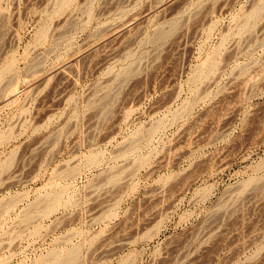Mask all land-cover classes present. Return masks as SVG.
Returning <instances> with one entry per match:
<instances>
[{
  "label": "rangeland",
  "instance_id": "obj_1",
  "mask_svg": "<svg viewBox=\"0 0 264 264\" xmlns=\"http://www.w3.org/2000/svg\"><path fill=\"white\" fill-rule=\"evenodd\" d=\"M56 1L0 0V264H264V0Z\"/></svg>",
  "mask_w": 264,
  "mask_h": 264
},
{
  "label": "bare ground",
  "instance_id": "obj_2",
  "mask_svg": "<svg viewBox=\"0 0 264 264\" xmlns=\"http://www.w3.org/2000/svg\"><path fill=\"white\" fill-rule=\"evenodd\" d=\"M8 1H9V0H8ZM52 1H53V0H52ZM54 1H56V0H54ZM58 1H60V0H58ZM61 1H62L63 5H64L65 8H66V5H67V4H64V1H65V0H61ZM78 2H79V0H78ZM85 2H86V1H85ZM62 3H60V5H61ZM68 3L70 4V2H68ZM73 3H74V2H73ZM91 3H92V2H91ZM58 4H59V3H58ZM69 4H68V5H69ZM71 4H72V3H71ZM71 4H70V5H71ZM92 4H93V3H92ZM49 5H50V4H49ZM54 5H55V6L57 5V1H56V4L54 3ZM75 5H77V2H76ZM75 5H73V6H75ZM52 6H53V5H52ZM73 6H72V7H73ZM89 6H90V4H89ZM261 6H262V4H261ZM261 6H258L259 8L257 7L255 11H253V12L251 11L252 13L250 12V14H251V16H252L251 18L255 19L254 17H257V15H259V12H260L261 10H260L259 12H258L257 10H258V9H262ZM59 7H60V6H59ZM4 8H5V7H4ZM60 8H62V7H60ZM60 8H59V9H60ZM67 8H68V6H67ZM80 8H81V7H80ZM92 8H93V7H92ZM0 9H1V8H0ZM48 9H49V8H48ZM59 9H57V10H59ZM63 9H64V8H63ZM73 9H75V8H73ZM54 10H56V8H55ZM57 10H56V13H57ZM71 10H72V8H71ZM78 10H79V9H78ZM1 11H2V9H1ZM3 11H4V10H3ZM72 11H73V10H72ZM72 11H71V12H72ZM75 11H76V10H75ZM44 12H45V11H44ZM51 12H52V11H51ZM58 12H62V11L60 10V11H58ZM63 12H64V11H63ZM140 12H141V11H140ZM67 13L69 14V12H67ZM89 13H90V12H89ZM4 14H5V13H4ZM7 14H8V13H7ZM74 14H75V13H74ZM250 14H249V16H250ZM69 15H71V14H69ZM69 15H68V16H69ZM1 16H3V15H1ZM52 16H53V14H52ZM66 16H67V15H66ZM90 16H91V15H90ZM246 16H247V15H246ZM49 17H50V15H49ZM64 17H65V16H64ZM247 17H248V16H247ZM57 18H58V17H57ZM62 18H63V17H62ZM62 18H61V19H62ZM68 18H69V17H68ZM251 18L249 17V19H251ZM45 19H47V18H45ZM64 19H66V17H65ZM249 19H248V20H249ZM72 20H73V19H72ZM65 21H66V20H65ZM67 21H68V20H67ZM175 21H178V20H175ZM251 21H252V20H251ZM251 21H250V22H251ZM59 22H60V21H59ZM61 22H62V20H61ZM81 22H82V20H81ZM133 22H134V21H133ZM172 22H173V21H172ZM245 22H246V21H245ZM63 23H65V22H63ZM82 23H83V22H82ZM177 23H178V22H177ZM48 24H49V23H48ZM48 24H47V25H48ZM66 24H67V22H66ZM245 24H246V23H245ZM245 24H244L243 28L246 27V26L248 25V23L246 24V26H245ZM251 24H253V22H252ZM83 25H84V24H83ZM114 25H116V24H114ZM111 26H112V24H111ZM135 26H136V25H135ZM160 26H161V25H160ZM172 26L175 28V27L177 26L176 22H175V23H172ZM46 27H47V26H45V28H46ZM49 27H50V26H49ZM49 27H48V28H49ZM168 27H169V30H168V29H165L164 26H163V27L161 26V27H159V29H157L158 31H156V33H157V35H156V40H157L158 38H159L160 40H161V38L164 39L167 35H168V36L170 35L169 33L173 30V27H171L172 30H170V25H169ZM43 28H44V27H43ZM43 28H42V29H43ZM45 28H44V29H45ZM56 28H59V27L57 26ZM56 28H55V29H56ZM106 28H107V27H106ZM115 28H116V27H115ZM131 28H132V27H131ZM246 28H247V27H246ZM246 28H244V29H246ZM110 29H111V28H110ZM59 30H60V29H59ZM64 30H65V29H64ZM133 30H134V29H133ZM133 30H132V31H133ZM175 30L177 31V28H176ZM44 31H46V33L49 32V30H44ZM47 31H48V32H47ZM54 31H56V30H54ZM65 31H66V30H65ZM107 31H108V30H107ZM41 32H43V31H41ZM126 32H127V31H126ZM173 32H174V30H173ZM63 33H64V32H63ZM63 33H62V34H63ZM54 34H55V33H54ZM58 34H59V36L62 37V34H60V33H58ZM70 34H71V32H70ZM40 35H42V34L40 33ZM55 35H56V34H55ZM44 36H45V35H44ZM63 36H64V35H63ZM153 36H154V35H153ZM168 36H167V37H168ZM42 37H43V36H42ZM47 37H48V36H47ZM47 37H46V38H47ZM154 37H155V36H154ZM154 37H153V38H154ZM62 38H63V37H62ZM42 39H43V38H42ZM68 39H69V38H68ZM70 39H71V38H70ZM154 39H155V38H154ZM56 40H57V39H56ZM60 40H61V39H60ZM156 40H154V41H156ZM64 41H65V40H64ZM158 41H159V40H158ZM41 42H42V41H41ZM17 63H18V62H17ZM14 64H15V62H9V64H8L4 69H5V70H14V66H15ZM66 64H67V63H66ZM69 64H70V63H69ZM69 64H68V65H69ZM214 64H215V63H214ZM214 64H212V66H213ZM70 65H71V64H70ZM129 65H130V64H129ZM129 65H127V66H126L127 68H125V69H124V67H123V70H124V71H121V72H122V73H123V72H124V73H128V72H130V69H131L132 66H129ZM132 65H133V64H132ZM210 65H211V64H210ZM63 66H64V65H63ZM63 66H62V67H63ZM128 66H129V67H128ZM207 66H208V65H207ZM3 67H4V66H3ZM15 67H16V66H15ZM62 67H61V68H62ZM197 67H198V66H197ZM202 67H203V65H202ZM202 67L200 66L201 70H203ZM214 67H215V66H214ZM214 67H213V68H214ZM65 68H66V67H65ZM65 68H63V69H65ZM205 68H206V67H205ZM208 68H210V69H209L210 71H207V70H206V72H212V71H213V69H211L212 67L209 66ZM132 69H133V68H132ZM201 70H200V72H203V71H201ZM204 70H205V69H204ZM211 70H212V71H211ZM3 72H4V71H3ZM199 74H201V73H199ZM199 74H198V75H199ZM206 74H209V73H206ZM4 75H5V74H4ZM125 75H127V74H125ZM201 75H202V74H201ZM14 76H15V75H14ZM199 76H200V75H199ZM199 76H198V77H199ZM12 77H13V76H12ZM194 77H195V76H194ZM198 77H197V78H198ZM0 78H1V77H0ZM4 79H7V78H4ZM194 81H195V80H194ZM2 82H3V79H2ZM2 82H1V84H0L1 87L7 86V85H2ZM14 82H15V81H14ZM5 83H6V82H5ZM3 84H4V82H3ZM9 84H10V83H9ZM9 84H8V86H9ZM13 84H14V83H13ZM11 85H12V83H11ZM11 85H10V86H11ZM8 86H7V87H8ZM10 86H9V87H10ZM7 87H6V88H7ZM12 87H13V86H12ZM110 88H111V87H110ZM0 89L2 90V88H0ZM11 89H12V88L10 87V91H11V94H12L13 91H12ZM13 89H15V88H13ZM3 90L5 91V90H8V89H3ZM3 90H2V92H3ZM16 91H17V90H16ZM6 92H7V91H6ZM111 92H112V91H111ZM111 92H108V93L104 92V93H106L105 96L107 95L105 98L110 97V95H111L110 93H111ZM113 92H114V91H113ZM113 92H112V93H113ZM3 93H4V92H3ZM15 93H16V92H15ZM104 93H103V94H104ZM4 94H5V93H4ZM7 94H9V91H8ZM13 94H14V93H13ZM115 95H116V94H115ZM4 96L7 97L6 94H5ZM10 96H11V95H10ZM6 97H5V98H6ZM113 97H114V96H113ZM7 98H8V97H7ZM1 99H2V98H1ZM1 99H0V100H1ZM100 99H102V98H100ZM108 99L111 100V98H108ZM3 100H4V99H3ZM13 101H14V100H13ZM104 101H105V100H104ZM107 101L109 102V100H107ZM10 102H11V101H10ZM10 102H9V103H10ZM9 103H7V104H9ZM101 104H102V103H101ZM5 105H6V104H5ZM103 106H104V105H103ZM105 106H106V105H105ZM107 108H108V107H107ZM106 110H107V109H106ZM158 124H159V123H158ZM159 126H160V124H159ZM159 126L157 125L156 127H159ZM156 127L154 126L153 128H156ZM153 128H152V129H153ZM152 129H151V130H152ZM153 130H154V129H153ZM139 139H140V138H139ZM133 146H134V145H133ZM117 179H118L117 176H112V177L110 178L111 181H116ZM54 184H55V183H54ZM57 184H59V183H57ZM53 186H54V185H53ZM55 186H56V185H55ZM54 188H55V187H54ZM59 188H60V187H59ZM52 189H53V187H52ZM55 189H56V188H55ZM60 189H61V188H60ZM60 189H59V190H60ZM51 191H52V190H51ZM51 191H50V193H49L48 195H50V194L54 195ZM55 192H56V191H54V193H55ZM57 193H58V196H57V197H53L52 199H50V201H49L48 199H46V200H48L49 203L46 202V203H47V206H45L46 204L44 203V206H45V207L42 206V207H44L43 209H41L42 211L37 210V208H35V209H36L37 211H39V213L43 212L44 214L49 213L53 208L55 209V208H56L55 206H56L57 203H58V198L62 195L61 192L59 193V191H58ZM46 194H47V193H46ZM55 194H56V193H55ZM59 194H61V195H59ZM45 196H46V198H47V195H45ZM50 196H51V195H50ZM50 196H49V197H50ZM54 196H55V195H54ZM49 197H48V198H49ZM44 198H45V197H44ZM42 200H43V199H42ZM42 200H41V201H42ZM59 200H60V199H59ZM11 201H12V200H11ZM5 203H6V202H5ZM5 203H4V204H5ZM1 204H2V203H0V208H2V206L4 207V204H2V205H1ZM38 204H39V203H38ZM6 205H8V204L6 203ZM6 205H5V206H6ZM6 207H7V206H6ZM6 207H5V209H7ZM10 207H11V206H10ZM38 207H40V206H38ZM8 209H9V208H8ZM8 209H7V210H8ZM39 209H40V208H39ZM109 209H110V208H109ZM2 210H3V208H2ZM36 210H35V212H36ZM0 211H1V210H0ZM1 212L3 213V211H1ZM4 212H7V211L5 210ZM2 213H1V214H2ZM37 213H38V212H37ZM41 214H42V213H41ZM1 216H2V215H0V217H1ZM3 216H4V215H3ZM28 217H29V216H28ZM0 219H1V218H0ZM0 221H1V220H0ZM61 250H62V249H61ZM78 250L80 251V249H78V247H74V248H72L70 251H68V252H66V253H63V254H61V253H57V252L54 253V251H53L52 253H54V254L52 255V257L48 258V259H50V262L47 263V262H48V261H47L48 259H47V260H46L47 262L43 261L42 264H44V262H45V264H73V263L75 262L77 256H79V255H77ZM55 251H56V250H55ZM52 253H51V254H52ZM79 253H80V252H79ZM46 258H47V257H46ZM46 258H45V259H46ZM52 258H53V259H52ZM45 259H44V260H45Z\"/></svg>",
  "mask_w": 264,
  "mask_h": 264
}]
</instances>
